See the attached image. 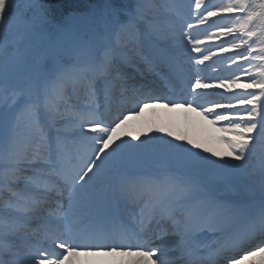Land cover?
I'll use <instances>...</instances> for the list:
<instances>
[{
  "label": "snow or ice",
  "instance_id": "obj_1",
  "mask_svg": "<svg viewBox=\"0 0 264 264\" xmlns=\"http://www.w3.org/2000/svg\"><path fill=\"white\" fill-rule=\"evenodd\" d=\"M256 257L264 0H0V264Z\"/></svg>",
  "mask_w": 264,
  "mask_h": 264
},
{
  "label": "rangeland",
  "instance_id": "obj_2",
  "mask_svg": "<svg viewBox=\"0 0 264 264\" xmlns=\"http://www.w3.org/2000/svg\"><path fill=\"white\" fill-rule=\"evenodd\" d=\"M64 1L67 2L68 0ZM77 1L80 5L85 4L84 0H72V2L65 4V10L68 8L75 9V7L73 8V5H75V2ZM148 110H146L144 116L141 117V121L146 124L167 125L171 123L178 131H187L193 138L196 139L203 138L206 135L215 134L212 130H205L195 123H185L183 116L180 114H168L163 109H156V111Z\"/></svg>",
  "mask_w": 264,
  "mask_h": 264
},
{
  "label": "trees",
  "instance_id": "obj_3",
  "mask_svg": "<svg viewBox=\"0 0 264 264\" xmlns=\"http://www.w3.org/2000/svg\"><path fill=\"white\" fill-rule=\"evenodd\" d=\"M68 2H72V1H71V0H70V1L68 0L67 2H65V1L63 0L64 5L67 4ZM73 6H75V5H73Z\"/></svg>",
  "mask_w": 264,
  "mask_h": 264
},
{
  "label": "bare ground",
  "instance_id": "obj_4",
  "mask_svg": "<svg viewBox=\"0 0 264 264\" xmlns=\"http://www.w3.org/2000/svg\"><path fill=\"white\" fill-rule=\"evenodd\" d=\"M150 111H156V109H150ZM256 260V259H255Z\"/></svg>",
  "mask_w": 264,
  "mask_h": 264
}]
</instances>
